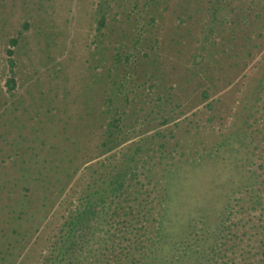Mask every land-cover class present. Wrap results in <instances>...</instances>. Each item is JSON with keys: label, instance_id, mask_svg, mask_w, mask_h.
Listing matches in <instances>:
<instances>
[{"label": "rangeland", "instance_id": "1", "mask_svg": "<svg viewBox=\"0 0 264 264\" xmlns=\"http://www.w3.org/2000/svg\"><path fill=\"white\" fill-rule=\"evenodd\" d=\"M0 264H264V0H0Z\"/></svg>", "mask_w": 264, "mask_h": 264}, {"label": "trees", "instance_id": "2", "mask_svg": "<svg viewBox=\"0 0 264 264\" xmlns=\"http://www.w3.org/2000/svg\"><path fill=\"white\" fill-rule=\"evenodd\" d=\"M9 83H10V84L13 83V85H14V84H15V79H13V78L10 79V80H9ZM77 217H78V216H77ZM82 218H83V213H81L80 216L74 220V223H73L72 227L69 228V230H70V231H69V235H71L72 239H74V237H76V236L73 234V232H74V233L76 232L75 228L77 229V225H78L77 221L81 220ZM87 224H89V223H82V225H84V229H85V228L87 229V228L89 227ZM86 225H87V226H86ZM85 226H86V227H85ZM71 230H72V231H71Z\"/></svg>", "mask_w": 264, "mask_h": 264}]
</instances>
